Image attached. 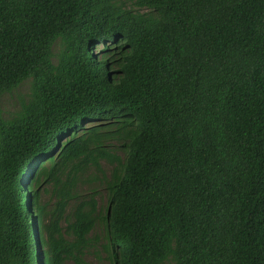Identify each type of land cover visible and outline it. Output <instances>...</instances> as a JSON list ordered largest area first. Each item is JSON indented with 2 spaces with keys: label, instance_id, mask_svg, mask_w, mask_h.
<instances>
[{
  "label": "trees",
  "instance_id": "1",
  "mask_svg": "<svg viewBox=\"0 0 264 264\" xmlns=\"http://www.w3.org/2000/svg\"><path fill=\"white\" fill-rule=\"evenodd\" d=\"M25 82L0 264H85L99 223L109 264H264V0H0V102Z\"/></svg>",
  "mask_w": 264,
  "mask_h": 264
},
{
  "label": "rangeland",
  "instance_id": "2",
  "mask_svg": "<svg viewBox=\"0 0 264 264\" xmlns=\"http://www.w3.org/2000/svg\"><path fill=\"white\" fill-rule=\"evenodd\" d=\"M58 49V43L54 46V51ZM28 83L25 82L21 86H19L15 91H13L11 94H6L2 97L0 105L3 114H8L13 109L16 108L18 101L20 98L24 96V94L27 92ZM120 155V154H119ZM102 168L104 170V176L107 178L110 177L111 168L105 164H102ZM98 177H101L98 175ZM47 188L46 192H43V189ZM81 192L85 193L86 186H83L79 189ZM98 208L104 207L106 205V191L104 188L99 187L98 185ZM51 189L49 186H43L42 191L39 193V200L42 204L46 205V209H51L54 207V203L56 202V197L53 195L51 196ZM98 248L95 247V250L89 249L88 252H85L82 259L85 264H109L106 253L102 249V245L105 243L104 238V231L101 226V224H98ZM65 264H72V262L67 261Z\"/></svg>",
  "mask_w": 264,
  "mask_h": 264
}]
</instances>
